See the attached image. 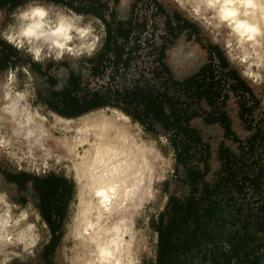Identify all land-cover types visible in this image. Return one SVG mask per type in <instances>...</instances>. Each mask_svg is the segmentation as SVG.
<instances>
[{
    "label": "trees",
    "instance_id": "trees-1",
    "mask_svg": "<svg viewBox=\"0 0 264 264\" xmlns=\"http://www.w3.org/2000/svg\"><path fill=\"white\" fill-rule=\"evenodd\" d=\"M40 1L63 5L76 14L92 15L103 22L104 50L92 61L93 73L99 74L109 69L108 74L113 80L128 68L131 58L138 50L149 49L153 54L148 78H140L143 71L139 70L140 77L130 85H113L111 80L104 87L89 88L78 74L70 72L67 85L59 92L51 90L46 104L53 112L64 117H77L94 109L116 107L149 133H153L156 130L155 125L158 124L171 134L169 140L175 162L184 167L183 181L189 186V193L185 198L168 195L165 211L158 214L154 226L157 233L155 263L172 264V253H177L180 249L185 251L202 243L208 234L201 229V224L217 215L221 207H228L240 218L243 216V220H240L242 228L255 217L257 230L264 233V168L251 170L246 163L234 166L236 157L233 154L228 155L229 149L220 142L217 152L220 167L215 180L208 182L206 175L209 171V146L199 130L190 124L193 117L202 114L201 100L205 99L213 117L208 120L209 123H219L225 136L234 137L231 120L225 112H218L220 106L216 107L215 103L225 102L228 89L240 91L242 94L252 93L251 87L237 70L228 69V62L219 48H210L208 59L195 72L182 79H175L163 61L166 45L172 39V32L167 26L177 25L183 31H190L193 27V22L178 12L166 14L157 0H135L127 20L113 24L105 19L103 11L112 14L114 10L101 0ZM27 2L29 0H0V8L12 10ZM141 2L145 6L144 11L150 9L151 12L140 13L138 4ZM160 13H163L165 18L166 31L160 36L157 44L154 39V24L149 21L152 23L154 17ZM143 33L149 34L143 37ZM8 52L16 55L18 51L0 40V70L7 68L8 63H11L13 68L15 66L8 60L12 55ZM195 149L201 150L199 166L189 165L187 162ZM0 171L7 181L16 183L20 191L25 188L27 182H32V188L39 200V214L51 233L50 242L42 254L43 259L49 261V255L61 238L59 231L65 218V209L72 198L71 184L65 177L52 173L34 176L25 171ZM246 187L260 194L261 201L257 203L254 215L252 204L237 202L234 195H244ZM233 218L235 219V216ZM178 242L181 243L180 246ZM240 252L244 253L243 256L249 264L260 263L259 256L248 254L241 238H233L230 250L218 251L217 255L211 256V261L213 264H217L219 260L223 264H233ZM207 257L204 253L202 259Z\"/></svg>",
    "mask_w": 264,
    "mask_h": 264
},
{
    "label": "rangeland",
    "instance_id": "rangeland-1",
    "mask_svg": "<svg viewBox=\"0 0 264 264\" xmlns=\"http://www.w3.org/2000/svg\"><path fill=\"white\" fill-rule=\"evenodd\" d=\"M101 1L107 3L109 7L113 8L114 11L112 14L103 11L105 19L113 24L116 21H126L132 5L135 2V0ZM40 2L51 6V11L57 9V12L59 11L64 14L74 13L63 5H56L43 1ZM157 2L162 4L166 14L178 12L182 17L193 22V27L190 31H183L182 28L177 25L167 26L172 32V39L166 45L163 61L169 67L173 78L182 79L195 72L208 59L210 48L216 46L225 56L228 62V69H236L238 74L252 89V93H249V95L242 94L240 91H232L228 89V96L224 103L221 104L220 101L217 102L214 100V103L216 101L215 106H220L218 112H225L226 116L231 120L234 137H231V135L225 136L224 130L219 123H209L208 120L213 117L210 115L211 109L205 99L201 100L200 108L202 109V114L193 117L190 120L191 126H194L199 130L203 140L209 146V156L207 160L209 171L206 175V180L212 183L216 178V172L220 167V160L217 156L220 142L229 149L228 155L233 154L236 157L234 166L246 163L250 166L251 170H256L259 167L264 168V68L262 67L257 70L259 74L257 73L258 78L255 82L242 76V66L236 61L230 60L225 46L220 40L216 39L214 35V27H204L201 23L200 17L189 13L184 8L181 9L176 3V0H157ZM138 7L140 13L151 12L150 9L144 11L145 6L142 2L138 4ZM13 10L14 9L0 8V12H3L4 14V19L0 22V27H4L9 22L8 17ZM80 16L85 18V22L92 20L94 27L98 32L99 46L94 55L91 57L82 56L79 59L66 55L64 59L58 63L51 60L37 63L32 61L30 56H27L22 52H17L16 55L8 52L9 55L12 54L8 60L14 63L15 66L13 68L11 67V63H8L7 68L0 70V84L4 81H8L12 88H26L29 92L31 105L36 107L50 120L54 119V112L46 104V100L50 96L51 90L59 92L65 85H67V78L70 72L78 74L82 81L88 84L89 88L104 87L112 80L108 74L109 69H107V72L104 71L99 74L92 72V61L104 50L105 28L103 22L92 15ZM164 21L165 18L163 17V13L156 15L152 23L149 21L150 24H154V39L157 44L159 43L160 36L166 31ZM148 34L149 33H143L142 36L146 37ZM224 37L226 38V36H222V38ZM152 55L153 54H151L149 49L138 50L131 58V61L127 66L128 68L126 67L127 69L123 71L121 75H116L111 83L113 85L120 83L130 85L140 77V74L138 73L139 70L143 71L140 78H148L150 76L148 70L152 65ZM262 55H264V52H262ZM242 95H244V97ZM94 111H99L103 114L111 113L109 107L94 109ZM88 112L77 117L64 118L72 121L84 117ZM89 126L90 129L87 132L91 130V127H96L94 122H91ZM71 127L74 128L73 126ZM72 128H70V131H72ZM155 128L156 130L153 133H149L142 128L144 130L142 137L145 140L143 141L141 148L145 151L149 148L159 151L163 157L159 175L163 176H161V179L155 183L153 196L150 198L151 200L148 199L144 202L141 213L137 219V225L143 230L144 237L140 255L141 264H156L157 233L154 226L158 214L164 212L166 209L168 195L173 194L179 198H185L189 193V186L183 181L184 167L182 164L177 165L175 162L173 147L169 140L171 134L164 131L158 124L155 125ZM57 134H60L59 130ZM92 134L93 133L82 134L81 132H78L77 138L79 142H77L76 147L81 144V147L85 145L88 148H91V141L93 140ZM69 136L70 134H68L67 146L70 145V141H72ZM125 138L129 139L126 136ZM105 139L114 141L120 145L122 138L115 132L108 130V133L106 131L103 132L100 141ZM126 145L129 149L134 147L130 140L126 142ZM70 148L71 147H69L66 152L67 158L56 153H50L46 156L35 155L32 158L14 148H8L5 153L0 154V166L5 171L15 173L25 171L34 176H44L52 173L63 176L68 180L71 184L72 198L65 209V218L59 231L61 235L66 218L72 210L75 201V184L70 167L74 168L76 166L79 154L76 155L75 151L77 149H75V146L73 147L74 154L73 150H70ZM200 151L201 150L199 149L192 151L191 157L187 161L189 165L199 166V164H201ZM80 156H82V153H80ZM37 164L39 165V169L34 167ZM2 181L5 184L9 199L12 202L18 207L29 204L39 214V200L37 193L32 188V182L26 183L25 188L20 191L14 183L5 182L4 179H2ZM262 183L264 186V177ZM234 195L237 202L251 203L253 208L252 214H255L256 205L261 201L259 193L253 191L252 188L246 187L244 189V195L241 194V196H237L236 193ZM233 216H235V219ZM243 218V216L240 218L239 215L230 211L228 207H221L217 215L209 221L201 224V229L208 234L205 239H203L202 243L193 246L188 250L182 251L180 249L177 253H172L170 256L172 259L171 263L213 264L211 261L212 255H217L218 251L230 250L232 239L241 238L248 254L250 256L253 254L259 256V264H264V233L257 230L255 217L251 219L250 223L242 228V221L240 220H243ZM36 224L40 230V236L36 244L26 252L21 251L22 253L10 255L7 259L2 260V263L0 260V264L62 263L56 252L60 240L54 251L49 255V261L43 259V250L50 242L51 233L40 214L36 220ZM177 244L180 246L181 243L178 242ZM204 253H206L208 257L202 259ZM243 254V252H240L238 258L234 259L233 264H249ZM62 264L66 263L63 262ZM217 264L223 263L219 260Z\"/></svg>",
    "mask_w": 264,
    "mask_h": 264
},
{
    "label": "bare ground",
    "instance_id": "bare-ground-1",
    "mask_svg": "<svg viewBox=\"0 0 264 264\" xmlns=\"http://www.w3.org/2000/svg\"><path fill=\"white\" fill-rule=\"evenodd\" d=\"M184 9L200 17L204 27H214L216 39L225 45V41L229 39L227 28L218 29L214 21H210L209 16L205 14V10L198 11V0H185ZM55 11L57 12V9ZM55 11L53 12L56 13ZM249 19L253 24L264 27V5L254 7ZM90 22L94 27L93 21ZM94 35L98 37L96 29ZM263 43L249 45L243 53L229 52L226 49L230 60L242 66V73H252L247 77L252 82L258 78L257 70L264 68ZM253 65L256 67L253 68ZM13 92L17 95L13 96L12 104L22 107L24 112L32 116V122L29 127H23L14 115H9L14 109L0 107V137L4 139L0 154L5 153L8 148H14L32 158L35 155L46 156L50 153L67 158L68 148L71 147L70 150H73L74 154V146L77 149L76 155L79 154L76 166L72 168L69 165L75 184V201L66 218L56 249L61 262L141 264L144 237L143 230L137 225V219L144 202L153 196L155 183L163 176L159 175L163 162L159 151L153 148L145 151L141 148L145 140L142 137L144 130L141 125L116 107H109L110 114L91 110L84 117L72 121L54 112V119L50 120L31 105L26 88H12L8 81L0 84V104L5 102L6 93ZM20 93L23 94V101ZM91 122H94L96 127H91L87 132ZM58 130L60 134H57ZM108 130L122 138L120 145L106 139L100 141L103 132L108 133ZM29 132L32 134L28 135ZM78 132L93 133L91 148L85 145L81 147V144L76 147L79 142ZM68 134L72 141L67 146ZM128 140L134 145L133 148L127 147ZM34 167L39 169L38 164ZM98 190H104L106 195L96 196ZM5 207L11 209V217L0 218L1 263L12 254L29 250L40 236L36 224L38 212L29 204L18 207L12 202L5 184L1 181L0 210Z\"/></svg>",
    "mask_w": 264,
    "mask_h": 264
},
{
    "label": "clouds",
    "instance_id": "clouds-1",
    "mask_svg": "<svg viewBox=\"0 0 264 264\" xmlns=\"http://www.w3.org/2000/svg\"><path fill=\"white\" fill-rule=\"evenodd\" d=\"M176 3L183 9L185 0H176ZM198 3V11L205 10V14L210 21H214L218 29L227 28L229 39L224 46L229 52L243 53L247 46L264 42V27L253 24L249 19L251 10L264 5V0H198ZM3 19L4 14L0 12V22ZM8 19L9 22L0 29V40L30 56L37 63L45 60L58 63L66 55L76 59L82 56L91 57L99 46V38L94 35L95 29L90 21L85 22L83 16L74 13H54L50 6L40 0H29L27 4L17 6ZM241 75L250 77L252 73L243 72ZM14 95L17 93H6L5 102L0 107L14 109L9 115H14L21 122V126L29 127L32 116L24 112L22 107L12 104ZM19 95L23 101V94ZM3 145L4 139L0 137V148ZM95 195L103 197L106 193L98 190ZM10 217V208L0 210V218Z\"/></svg>",
    "mask_w": 264,
    "mask_h": 264
},
{
    "label": "crops",
    "instance_id": "crops-1",
    "mask_svg": "<svg viewBox=\"0 0 264 264\" xmlns=\"http://www.w3.org/2000/svg\"><path fill=\"white\" fill-rule=\"evenodd\" d=\"M0 169H1V170H4L1 166H0ZM4 171H5V170H4ZM2 179H4L5 182H8V183H14V182H9V181H7L5 175L0 171V182L2 181ZM27 183H28V182H27ZM29 183H30V181H29ZM14 184L16 185V183H14ZM16 186H17V185H16Z\"/></svg>",
    "mask_w": 264,
    "mask_h": 264
},
{
    "label": "built area",
    "instance_id": "built-area-1",
    "mask_svg": "<svg viewBox=\"0 0 264 264\" xmlns=\"http://www.w3.org/2000/svg\"><path fill=\"white\" fill-rule=\"evenodd\" d=\"M151 22V21H150Z\"/></svg>",
    "mask_w": 264,
    "mask_h": 264
}]
</instances>
